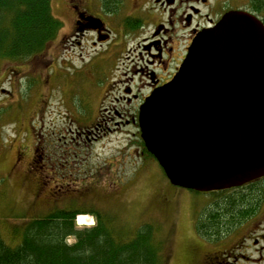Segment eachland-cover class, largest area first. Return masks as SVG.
Returning <instances> with one entry per match:
<instances>
[{
    "label": "rangeland",
    "instance_id": "rangeland-1",
    "mask_svg": "<svg viewBox=\"0 0 264 264\" xmlns=\"http://www.w3.org/2000/svg\"><path fill=\"white\" fill-rule=\"evenodd\" d=\"M51 1L62 29L45 55L0 64L1 237L14 245L13 225L71 206L111 216L113 226L130 237L142 224H154L163 240L168 239L170 264H203L205 253L235 243L241 234L232 225L229 204L243 194L246 199L239 206L245 209L242 204L254 203L258 196L253 191L264 192V182L215 195L170 185L142 146L139 125L132 123L138 110L122 99L131 34L144 30L146 22L143 1L137 16L142 24H134L125 18L129 0H115L117 9L106 20L119 29H107L104 35L111 42L96 51L90 48L92 37L80 47L75 38L69 43L71 0ZM223 204L229 207H218ZM221 208V221L211 226L209 214ZM242 214H236L237 224L248 219ZM82 216L89 227L97 224L95 216L85 213L77 216V228H88L78 223ZM259 222L264 217L241 228L257 229ZM205 228L234 233L217 247L218 240Z\"/></svg>",
    "mask_w": 264,
    "mask_h": 264
},
{
    "label": "water",
    "instance_id": "water-1",
    "mask_svg": "<svg viewBox=\"0 0 264 264\" xmlns=\"http://www.w3.org/2000/svg\"><path fill=\"white\" fill-rule=\"evenodd\" d=\"M93 29L102 21L88 18ZM141 107L147 150L171 184L199 192L264 177V26L229 13Z\"/></svg>",
    "mask_w": 264,
    "mask_h": 264
},
{
    "label": "flooded vegetation",
    "instance_id": "flooded-vegetation-1",
    "mask_svg": "<svg viewBox=\"0 0 264 264\" xmlns=\"http://www.w3.org/2000/svg\"><path fill=\"white\" fill-rule=\"evenodd\" d=\"M142 1L146 22L144 30H134L131 34L130 57L127 65L125 64L129 79L122 83L126 85L122 99L138 110L132 117L133 125L138 124L139 111L147 97L166 86L178 73L186 60L189 47L198 35L217 27L229 13L252 15L264 25V0H129L131 10L125 18L130 19V23L142 24L141 19L137 18ZM117 4L115 0H71L74 20L68 37L69 43L75 38L76 46L80 47L83 46V41L92 37L90 48L96 51L98 47L111 42L104 33L108 32L107 29L119 28L110 27L106 19L113 15L112 11L117 9ZM90 16L102 20L103 27L100 31L92 29L91 23L86 20ZM88 55L89 52L86 56ZM237 190L245 191L244 188L235 191ZM253 192H258V196L255 203L248 205L249 209L252 207L254 210L248 219L237 224L236 214L230 216L235 232L239 231L241 234L238 240L228 247H221L223 250L205 253L203 264H233L232 261H237V264H264V223L259 222L257 229L254 225L243 230L258 216L264 217V192L261 189ZM233 233L217 234L214 237L218 240L217 247L222 241L231 240L228 235Z\"/></svg>",
    "mask_w": 264,
    "mask_h": 264
},
{
    "label": "trees",
    "instance_id": "trees-1",
    "mask_svg": "<svg viewBox=\"0 0 264 264\" xmlns=\"http://www.w3.org/2000/svg\"><path fill=\"white\" fill-rule=\"evenodd\" d=\"M51 3V0H0V64L40 60L45 55L62 28L51 11ZM254 186L256 182L248 187ZM245 199L246 196H240L237 202L229 204L234 214L241 212L246 217L254 211L252 207L241 209L239 205ZM245 203L242 205L246 209L251 203ZM229 206L218 205L225 209ZM222 212L221 208L212 215L214 225L221 221ZM85 213L95 216L97 224L77 229L75 219ZM112 221L111 216L101 211L74 210L70 206L29 219L22 226L13 225L16 244H8L0 234V264H170V244L168 239L163 240L154 224H142L130 237L123 231L120 233ZM69 238L75 242L68 243Z\"/></svg>",
    "mask_w": 264,
    "mask_h": 264
},
{
    "label": "bare ground",
    "instance_id": "bare-ground-1",
    "mask_svg": "<svg viewBox=\"0 0 264 264\" xmlns=\"http://www.w3.org/2000/svg\"><path fill=\"white\" fill-rule=\"evenodd\" d=\"M88 221H89V219L87 220L86 216H82V217L79 218V222L78 223L81 224V225H88L87 224Z\"/></svg>",
    "mask_w": 264,
    "mask_h": 264
}]
</instances>
